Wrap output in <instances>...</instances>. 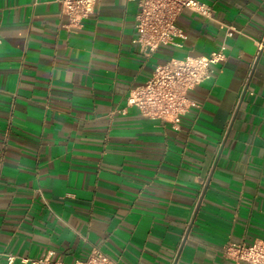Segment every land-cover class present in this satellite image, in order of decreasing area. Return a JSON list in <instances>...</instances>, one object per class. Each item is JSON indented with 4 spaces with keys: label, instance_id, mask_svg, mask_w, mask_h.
Instances as JSON below:
<instances>
[{
    "label": "crops",
    "instance_id": "obj_1",
    "mask_svg": "<svg viewBox=\"0 0 264 264\" xmlns=\"http://www.w3.org/2000/svg\"><path fill=\"white\" fill-rule=\"evenodd\" d=\"M198 1L213 18L182 11L180 45L144 55L135 1L70 31L59 0H0V264H245L224 245L264 239V0ZM222 45L179 129L127 105L156 65Z\"/></svg>",
    "mask_w": 264,
    "mask_h": 264
},
{
    "label": "built area",
    "instance_id": "obj_2",
    "mask_svg": "<svg viewBox=\"0 0 264 264\" xmlns=\"http://www.w3.org/2000/svg\"><path fill=\"white\" fill-rule=\"evenodd\" d=\"M138 6L135 23L134 43L144 55L155 53L162 46H179L178 39L185 34L177 24L180 13L192 11L207 19H212L214 9L198 0H127ZM65 27L70 31H80L84 22L95 11L97 0H59ZM236 32L230 27L227 36ZM226 46L212 51L208 56H188L170 60L155 66L152 76L142 85L132 89L127 97V105L136 108L144 117L162 121L179 129L182 117L198 103L190 93L197 86L210 79L213 66L226 59ZM223 256L245 264H264V239L251 244L227 243ZM8 264L16 257L9 255ZM26 264H64L52 261L49 255L39 259H21ZM74 264H118L102 251L94 249L90 256Z\"/></svg>",
    "mask_w": 264,
    "mask_h": 264
}]
</instances>
